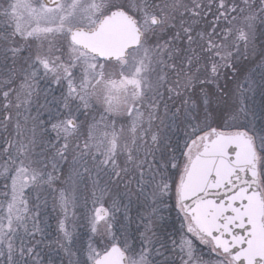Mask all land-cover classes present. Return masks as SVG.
Masks as SVG:
<instances>
[{"label": "snow or ice", "instance_id": "1", "mask_svg": "<svg viewBox=\"0 0 264 264\" xmlns=\"http://www.w3.org/2000/svg\"><path fill=\"white\" fill-rule=\"evenodd\" d=\"M0 264H264V0H0Z\"/></svg>", "mask_w": 264, "mask_h": 264}]
</instances>
